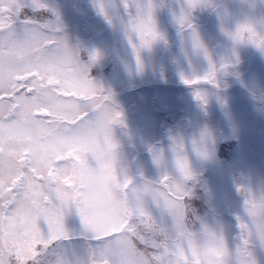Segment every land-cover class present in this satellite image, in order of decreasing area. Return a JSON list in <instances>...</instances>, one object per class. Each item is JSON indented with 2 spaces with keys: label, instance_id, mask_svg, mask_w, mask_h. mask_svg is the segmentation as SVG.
Masks as SVG:
<instances>
[{
  "label": "rangeland",
  "instance_id": "1",
  "mask_svg": "<svg viewBox=\"0 0 264 264\" xmlns=\"http://www.w3.org/2000/svg\"><path fill=\"white\" fill-rule=\"evenodd\" d=\"M44 3L43 21L59 19L75 59L90 66L91 77L113 94L122 114L123 125L113 126L123 154L119 171L131 176L133 183L163 173L178 176L173 144H183L193 173V179L183 181L186 189L191 188L188 200L196 215L233 246L238 236L236 218L247 219L245 193L237 196L238 187L256 198L264 196V50L236 42L228 33L241 23L264 33V0H200L190 10L192 29L177 22L187 9L186 0ZM126 3L132 5L133 14L136 6L146 8L150 3L158 33L150 46L140 49L139 68L129 42ZM193 29L202 48L194 45ZM93 53L95 60L90 59ZM209 58L218 69L214 83L188 89L161 85L184 84L185 78L203 76L210 69ZM140 86L145 87L137 89ZM197 90L206 103L196 98ZM193 141L203 154L194 149ZM154 214L167 219L160 209ZM65 226L70 233L65 243L86 248L79 236V218L67 215ZM255 246H260L256 264H264V241L257 239ZM228 258L231 264L233 257Z\"/></svg>",
  "mask_w": 264,
  "mask_h": 264
},
{
  "label": "snow or ice",
  "instance_id": "2",
  "mask_svg": "<svg viewBox=\"0 0 264 264\" xmlns=\"http://www.w3.org/2000/svg\"><path fill=\"white\" fill-rule=\"evenodd\" d=\"M186 3L187 9L182 10L177 22L182 28L192 29L190 10L200 0ZM125 7L130 10L129 42L139 68L140 49L150 46L158 37L152 5L136 6L134 14L132 5L126 3ZM26 8L43 11L47 5L44 0H0V264H49L50 256L55 258V264H73L61 247L70 239L65 226L67 215L79 218V236L87 249L98 248L92 241L104 237L88 235L89 216L82 203L69 199L64 186H72L75 180L96 171L108 176L116 174L113 165L90 161L87 148L95 142L112 144L113 126L123 125L122 114L115 106L113 94L91 77L90 66L75 59L59 19L42 21L27 17ZM99 9L104 12L102 4ZM228 35L236 42L252 43L264 50V33H258L250 23L238 24ZM193 42L202 48L194 29ZM90 59L95 60L96 54H91ZM209 63L208 72L185 78L184 83L194 88L202 81L214 83L218 69L210 58ZM195 95L206 103L199 90ZM101 99L110 102L104 111L95 108ZM193 147L203 154L196 141ZM173 152L178 176L161 174L159 188L153 189L144 184L143 178L133 183L132 177L121 170L122 186L126 195L145 194L152 201L147 208H137L138 221L148 218L170 226L165 264H200L193 234L175 214L177 201L189 198L183 181L193 179V173L185 146L174 143ZM238 190L245 193L247 219L236 218L238 236L233 249L221 232V255L225 259L220 264H229L230 255L232 264H243L249 253L248 229L256 219H264V196L256 198L243 188ZM96 198L110 205L112 194L103 190ZM155 209L162 210L167 219L158 218ZM134 226L129 221L112 231ZM201 226L207 227L202 222Z\"/></svg>",
  "mask_w": 264,
  "mask_h": 264
},
{
  "label": "clouds",
  "instance_id": "3",
  "mask_svg": "<svg viewBox=\"0 0 264 264\" xmlns=\"http://www.w3.org/2000/svg\"><path fill=\"white\" fill-rule=\"evenodd\" d=\"M110 107L104 101L98 111ZM90 161L99 164H111L116 169L114 176L96 171L88 176L75 180L72 186H64L70 200L82 203L90 223L87 233L92 237H104L103 240H93L99 245L95 250H83L63 242V249L73 264H165L167 251L165 246L170 244V226L165 227L144 218L142 222L135 217L138 207H149L152 203L145 194L126 195L123 188L124 175L119 171L123 154L120 143L115 139L112 144L91 143L87 148ZM143 182L149 188H159V177H144ZM108 190L112 194L111 204H105L96 197ZM189 196L191 188H187ZM175 214L181 218L188 230L193 234L195 246L200 253V264H220L222 234L196 215L188 199L177 201ZM133 222V228H124L113 232V228L126 222ZM203 225L207 227L204 228ZM108 234L105 236V234ZM249 253L243 264H256L254 245L259 239L264 241V219H256L248 229ZM154 245V246H150ZM49 264H55L54 257H48Z\"/></svg>",
  "mask_w": 264,
  "mask_h": 264
},
{
  "label": "flooded vegetation",
  "instance_id": "4",
  "mask_svg": "<svg viewBox=\"0 0 264 264\" xmlns=\"http://www.w3.org/2000/svg\"><path fill=\"white\" fill-rule=\"evenodd\" d=\"M44 11L45 10H43V11H38V10H35V9H31V8H26L25 9V15L27 16V17H32L33 19H36V18H39V19H41L42 21H43V18H44ZM197 18V17H196ZM193 19H195V18H193ZM192 19V20H193ZM210 84V83H209ZM208 84V85H209ZM175 89H177V88H175ZM205 115H206V117H208V113L206 112L205 113ZM125 130V129H124ZM127 133H128V131L127 130H125ZM233 243V246H230V250L231 249H233L234 247H235V243H236V241H234V242H232ZM259 248H260V246H255L254 245V255H255V257H256V263L258 262V260L260 261V259L258 258V255L256 254L257 253V251L259 250ZM229 259V258H228ZM230 264V263H229ZM232 264V263H231Z\"/></svg>",
  "mask_w": 264,
  "mask_h": 264
},
{
  "label": "water",
  "instance_id": "5",
  "mask_svg": "<svg viewBox=\"0 0 264 264\" xmlns=\"http://www.w3.org/2000/svg\"><path fill=\"white\" fill-rule=\"evenodd\" d=\"M208 84H209L208 82L202 81L199 85H208ZM163 85H166V86L172 87V88H177V89L193 87L192 85H189V84H186V83H184V84H170V83H167V84H163ZM144 87L145 86H140L137 89H141V88H144ZM124 129L127 130L126 127H124ZM133 150L136 151V149L134 147H133ZM240 188H243V187H240ZM242 194H243V192L237 189V196H241Z\"/></svg>",
  "mask_w": 264,
  "mask_h": 264
},
{
  "label": "trees",
  "instance_id": "6",
  "mask_svg": "<svg viewBox=\"0 0 264 264\" xmlns=\"http://www.w3.org/2000/svg\"><path fill=\"white\" fill-rule=\"evenodd\" d=\"M80 9V8H79Z\"/></svg>",
  "mask_w": 264,
  "mask_h": 264
}]
</instances>
